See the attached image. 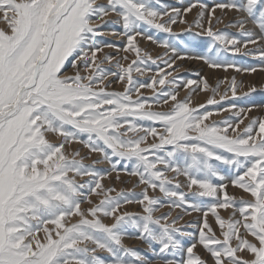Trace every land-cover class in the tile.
I'll list each match as a JSON object with an SVG mask.
<instances>
[{"label": "snow or ice", "instance_id": "obj_1", "mask_svg": "<svg viewBox=\"0 0 264 264\" xmlns=\"http://www.w3.org/2000/svg\"><path fill=\"white\" fill-rule=\"evenodd\" d=\"M193 9L198 11L189 23L186 16ZM217 9L223 16H215ZM228 12L237 14L226 24L237 28V35L213 30V20L224 23ZM113 15L115 21L106 19ZM0 20L7 26L0 28V264H152L145 254L124 244L126 236L146 243L157 264H208L194 252L197 243L212 264H264V119H249L251 109L240 108L233 118L205 123L213 113L204 104L190 106L195 89L178 99L182 77L173 76L177 61L185 59L225 71L257 70L226 60V53L254 56L264 66V0H227L212 7L190 0L184 8L164 5L162 0H0ZM110 23L121 24L122 31L103 32ZM176 24L186 25L188 31L195 27L200 30L195 36L210 38L204 51L181 54L171 39L177 36L172 27ZM146 29L170 38L161 40ZM106 34L124 36L127 43L123 48L101 44L99 37ZM138 36L163 48V55L154 58L141 49ZM103 48L130 52L136 58L126 67L117 61L119 71L113 72L101 66L114 60L107 53L98 58ZM157 60L172 71L158 68L150 83H138L133 72L143 75L149 62ZM69 64L71 73L66 71ZM109 76L126 81L122 92L107 91ZM201 83V91H208L207 80ZM220 83L212 89L213 96ZM193 84L197 81L188 80L183 86ZM237 87L233 77L234 97ZM141 88L154 95L144 97ZM170 101L167 111L151 110L153 103L163 106ZM217 103L214 98L207 100L208 105ZM245 119L249 122L241 128ZM137 121L158 123L163 130ZM49 134L60 142L50 141ZM71 143L82 144L89 156L81 157L79 151L66 155L65 145ZM93 153L112 165L117 181V164L125 161L126 174L144 185L141 198L123 190L109 195L116 190L106 189L101 181L110 173L83 163ZM102 160H94L93 165ZM180 176L187 181L183 186L188 193L180 190ZM228 181L251 199L229 196ZM149 189H159L168 206L183 215L172 216L171 211L154 215L164 202L149 196ZM93 195L102 198L94 203ZM204 198L211 200L205 204ZM85 202L90 207L82 209ZM133 203L142 212L121 210ZM218 209H231L227 220ZM192 212H203V224L198 240L185 246L183 238L193 234L176 225ZM209 213L221 229L222 240L208 222ZM101 216L112 222L104 223ZM73 217L78 219L72 222ZM98 250L109 253L110 259L101 258Z\"/></svg>", "mask_w": 264, "mask_h": 264}, {"label": "rangeland", "instance_id": "obj_2", "mask_svg": "<svg viewBox=\"0 0 264 264\" xmlns=\"http://www.w3.org/2000/svg\"><path fill=\"white\" fill-rule=\"evenodd\" d=\"M190 0H162V4L169 5V6H176V7H187ZM203 3H206L209 5V7L214 6L217 3H224L227 2V0H202ZM198 9H193L192 12L188 13L186 16V19L191 23L194 18L196 17ZM216 17L223 16V13L217 9L215 12ZM237 14L235 12H228L226 16H224V23L217 24L215 20H213V30L214 31H224L229 33L230 35H237L238 29L235 27H226V24L229 20L235 19ZM106 19L115 21L117 18L113 15ZM205 27L208 26L207 23V16L205 17L203 21ZM2 24V25H1ZM2 26V27H1ZM0 27L7 30V26L3 23L2 20H0ZM173 31L177 33L176 37H172L174 43L177 44L181 54L186 55H196L204 51L205 46L210 42V38L204 35L195 36L194 34L196 32H199L200 30L193 27L191 31L187 30L186 25H180L176 24L173 25ZM248 27L252 29L253 31H256L258 33V29L255 28L254 25L251 23L248 24ZM112 30H115L117 32L122 31V26L119 23H110L106 25L102 31L105 33H108ZM146 33L151 34L155 37H158L159 39H169L170 37L168 34L157 32L154 29H146ZM99 40L101 41V44L103 43H112L117 45L119 48H123L124 45L127 43V39L124 36H113V35H104L102 37H99ZM137 42L139 44V47L147 52H150L152 56L155 58L156 56L163 55L164 49L158 47L156 44L151 43L150 41H147L146 39H143L141 37H137ZM253 45H249V48H253ZM110 54L114 57V60L111 63L105 62L102 67L105 69H110L113 72H118L119 70L115 67V64L117 61L122 63L125 67L133 60L135 59V55L133 53H125L123 51H117L116 48H103V51L98 53V58H103L104 54ZM127 55L128 60H122L121 57ZM166 59V57H165ZM225 59L228 61L234 62L236 65L240 66L241 68L245 67H256L255 72H237L234 68H228L227 71H225L223 68H209L203 61L201 60H195V59H185L182 61H177V64L179 65V68L177 71L173 72V76L182 77L181 86L179 88V95L178 99H184L190 89H195V91L192 92L191 98L192 103L191 107H197L200 104L206 105L207 111H210L213 113L211 117H209L208 121H205V123H211L213 121H221L228 118H233V114L238 111L240 108H244L245 110L251 109L250 112H248V117L250 118H260L264 119V70H261L262 66L260 61L254 57V56H243L240 54L233 55L231 53L225 54ZM142 69L145 67L144 65L140 66ZM148 71H145L143 75H140L139 73L133 72V77L138 81V83H150V78L152 76H155L157 74L158 68L164 69L165 71H172V69L165 68V65L160 61L157 60L156 64H152L149 62L148 64ZM66 71L68 73L72 72V69L70 67V64L66 68ZM82 74H85L83 72V69L81 68ZM251 75V76H250ZM235 77L237 81V91L235 97L232 94V91L230 90V82L232 78ZM171 79V77H170ZM206 79L209 84V90L208 91H201V88L203 87L201 81ZM188 80L197 81V84H193L190 86V88H185L183 86L184 83H186ZM111 82V83H109ZM218 82L220 83L218 92L213 96L212 89L216 88V85ZM105 84H108L107 91H116V92H122L124 90L125 83L117 82V78L114 76H109L108 80L105 81ZM255 87V91H250L252 87ZM161 86L157 85V88L159 89ZM167 87H172L171 85ZM227 93L225 98L221 100V96ZM140 93L144 97H152L154 95L153 91L148 88H141ZM137 94L135 92L132 93V98L136 99ZM209 98H214L218 103L214 105H208L207 100ZM151 103V101H150ZM171 101L168 105H157L155 103L152 104V109L154 111H167L168 108L171 106ZM232 105H236V108H232ZM226 109H229L226 111ZM201 112L204 111V109L200 110ZM138 123L143 124L145 127L148 126H155L157 128L158 132H161L162 125L156 123L154 125L151 124V122L148 121H137ZM248 119H245L244 125H241L240 127L243 128L247 123ZM142 134V133H140ZM129 136H133L132 133H129ZM50 140V139H49ZM54 143H59V139L56 141L50 140ZM153 138H148V143H152ZM145 145H142V147ZM167 147V146H166ZM65 154L69 155L71 157V154L75 151H79L81 157H88L89 151L86 147H84L82 144L79 143H71L65 145ZM163 154V153H160ZM77 159H80V157H76ZM151 159V156H149ZM102 160V157L99 153H93L91 154L90 158L84 159L83 163L85 165L93 166L98 171L104 172L107 171L110 173V175L107 176L104 180L101 181V183L104 185V187L107 188H114L116 191L109 193L111 196H115L117 192L123 190L126 193L133 194L132 198L140 199V193L143 191L144 185H140L138 183V177L129 176L126 174V172L123 170L125 161H120L117 164V168L120 169L119 175L120 180H116L117 172L112 169V165L107 162L103 161L101 163L93 165L94 160ZM116 158L113 157V160ZM158 168H163V165H157ZM222 169L225 172V175H228L229 170L224 169L223 166H221ZM128 170H131V165H128ZM168 176H172L173 173L168 172ZM80 178H78L79 180ZM84 180H87L88 177H84ZM179 182L181 183V191H184L188 193V189L184 187L187 183L186 179L183 176H180L177 178ZM175 183V181L173 182ZM228 187L226 189L229 196H233L239 200L241 197L244 199H251L250 195L244 193L241 189L233 187L230 183V181L227 182ZM149 196L157 197L161 201L164 202V206L160 207L159 211L156 212L154 215L159 216L161 213L171 211L172 216H176L177 214L183 215L180 209H171L168 206V201L164 197L163 193L159 191V189H156L153 191L152 189L148 190ZM94 203H98L99 199L102 197H97L95 195L90 197ZM188 198L191 199L190 193L188 194ZM211 198H204V203L207 204L210 202ZM90 207L89 204L82 203L81 208L87 209ZM122 211H129L134 213H140L142 212V208L139 204L133 203V204H126L122 206ZM219 214L227 220L231 209L229 210H223L218 209ZM236 219H239V213L236 214ZM78 218L73 217L72 222H75ZM91 219V217H89ZM101 219L104 223H111V218H105L101 216ZM203 212H192L191 215H184L183 220H180L177 222V227H180L183 229V231L190 232L193 234L192 238L185 237L183 238V242L185 246H188L191 243H195L198 240L199 237V228L202 227L203 224ZM208 222L210 226L212 227L215 235L219 239H223V236L221 235V229L218 226V224L215 221V218L209 213ZM48 227H53L52 225H49ZM205 231H207L205 229ZM241 234H244L243 228L240 229ZM40 237H43V233H40ZM249 240L252 239V237H247ZM124 244L128 247H133L137 250H139L142 254H145L151 261L152 264H157V261L153 258V254L151 250L149 249L148 245L144 243L143 241L137 240L133 238L132 236H126L124 238ZM254 242V241H253ZM233 246H235V240L232 241ZM194 252L201 256V258L208 261V264H212V260L210 258V255L203 249L201 245L197 243L196 248L194 249ZM97 255H99L101 258L108 260L110 259V255L107 252L99 251L97 252ZM238 255H243L245 258H250V256L247 253H238ZM227 264V262H225Z\"/></svg>", "mask_w": 264, "mask_h": 264}, {"label": "bare ground", "instance_id": "obj_3", "mask_svg": "<svg viewBox=\"0 0 264 264\" xmlns=\"http://www.w3.org/2000/svg\"><path fill=\"white\" fill-rule=\"evenodd\" d=\"M2 25V24H1ZM2 27V26H1ZM0 27V28H1ZM5 28V27H4ZM251 76V75H250ZM48 138L50 139V140H53V141H56V140H58V138L57 137H55L54 135H52V134H49V136H48ZM73 144V143H72ZM73 219V218H72Z\"/></svg>", "mask_w": 264, "mask_h": 264}]
</instances>
